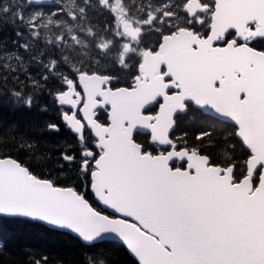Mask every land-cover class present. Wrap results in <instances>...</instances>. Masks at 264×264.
Listing matches in <instances>:
<instances>
[{
  "label": "water",
  "instance_id": "95a60500",
  "mask_svg": "<svg viewBox=\"0 0 264 264\" xmlns=\"http://www.w3.org/2000/svg\"><path fill=\"white\" fill-rule=\"evenodd\" d=\"M254 22L255 37L264 39V0H217L208 38L181 30L164 39L159 53L146 55L141 70L149 80L105 95L88 92L84 112L93 110L97 96H103L99 107L111 108V124L96 132L106 137L105 154L96 164L92 191L117 218L96 211L72 188L38 179L10 157L0 158V216L42 222L86 244L118 241L140 264H264V181L256 187L253 181L264 165V52L233 43L213 47L229 30L244 35ZM151 61L167 65L164 77L179 83V93L166 94L171 83L148 70ZM103 79L90 77L91 88ZM157 99L163 100L158 112L144 114ZM187 102L238 126L252 153L240 182L235 166L223 174L206 156L187 149L151 155L134 140L143 132L151 143L171 146L175 118ZM175 160H187V168L173 169Z\"/></svg>",
  "mask_w": 264,
  "mask_h": 264
},
{
  "label": "trees",
  "instance_id": "16d2710c",
  "mask_svg": "<svg viewBox=\"0 0 264 264\" xmlns=\"http://www.w3.org/2000/svg\"><path fill=\"white\" fill-rule=\"evenodd\" d=\"M18 5L28 8L25 0H0V48L5 49H0V157H13L38 177L75 188L97 207L89 178L81 180L77 170H70L64 162L62 155L70 145L67 138L49 127L55 112L50 89L55 85L49 87L52 77L46 89L42 85L46 81L43 75H53L48 67L58 59L55 41L38 38L30 42ZM254 45L264 49V41ZM59 72L64 74L62 69ZM176 122L172 137L180 148L208 155L216 165L235 164L237 176L244 173L249 151L237 138L235 126L194 106L178 115ZM136 140L157 152L147 136L137 135ZM0 264L138 263L118 242L88 245L40 222L0 216Z\"/></svg>",
  "mask_w": 264,
  "mask_h": 264
},
{
  "label": "rangeland",
  "instance_id": "374dc122",
  "mask_svg": "<svg viewBox=\"0 0 264 264\" xmlns=\"http://www.w3.org/2000/svg\"><path fill=\"white\" fill-rule=\"evenodd\" d=\"M168 2L172 1L65 0L64 3L70 5L67 16L54 8L45 9L47 7L26 9L18 5L17 12L29 30L30 42L41 38L51 43L57 36L56 32H60L58 39L63 40L58 44L60 52L55 65L72 60L77 64L105 69L110 65L129 63L133 56H139L144 47L156 40V34H151L152 28L147 26V17L135 18L126 11L147 7V14H150L161 10ZM71 13L76 15V22L70 21ZM183 22L187 24V20ZM54 64L48 67L50 71L56 70ZM43 71L41 69L42 75ZM42 87L46 89V82Z\"/></svg>",
  "mask_w": 264,
  "mask_h": 264
},
{
  "label": "flooded vegetation",
  "instance_id": "af4514ba",
  "mask_svg": "<svg viewBox=\"0 0 264 264\" xmlns=\"http://www.w3.org/2000/svg\"><path fill=\"white\" fill-rule=\"evenodd\" d=\"M124 1V0H122ZM172 2H168V4L163 5L162 9L160 10L159 14H162V18L160 19V22L163 26V24H166L167 29H162V31L156 30L154 27H152V23H154L155 20L152 21V23H149V26L152 28L151 34H156V40L152 41L151 43L148 44V49L151 50L152 52H156L159 49V46L163 40V37L165 35L173 34L174 32L178 31L180 28L184 27L185 28V19L187 20V25L191 30H193L195 33L198 34H207L208 33V28L212 22L214 10H215V1L214 0H196L198 3L195 4V7L192 6V13L193 16H190L189 13L184 12L185 5L191 1V0H171ZM168 8L170 12L165 13V8ZM149 8L143 7L139 10H133L129 9L126 12L128 14H131V16L135 18H143L147 17V12ZM158 14H151L149 18H154L156 19ZM174 19L173 21H165V19ZM185 18L182 22L181 19ZM73 19V16H72ZM163 23V24H162ZM231 39L236 40V44L240 45L244 43L243 39L239 38L234 35H229ZM228 37V35H227ZM228 39V38H227ZM225 44L226 42L223 41L221 42V45ZM147 49V50H148ZM137 62L140 61V58L136 59ZM141 64L138 63L137 69L132 72V74L128 77V80H131L132 82L125 83L123 85L127 87H133V80H136L138 76L142 77L139 71V66ZM121 67V66H120ZM118 68L116 70V74L110 73L108 71L107 74L109 75H116L117 77V82H121L122 79L125 77V75L128 74V72L123 70L122 68ZM165 69L164 66H160L159 73H164ZM112 88H116V84L111 85ZM106 88V86H104ZM83 88L82 86L76 82L75 85L71 87V98H67V106L66 104L64 105H59L60 109L55 112L53 116V128L55 132L61 133V135L64 136V134L67 133V139L69 142V148L67 151V158L65 157L64 162L66 163V166L70 167V170L72 168L77 170V174H79V178L81 176V180L83 178H89L90 180V185H91V174L95 169V162L99 158V156L102 154L103 150L98 146V141L94 137L92 131H90L87 127L84 130V133L79 135V134H74L73 131L68 127V124L64 121V117L67 115H70L72 113H76L77 117L81 120H83L81 116V107H82V101H83ZM175 90H170L169 92H174ZM109 110V109H108ZM107 110L102 111V115L106 116V120L108 118L107 115ZM61 113V114H60ZM68 118V116H66ZM69 119V118H68ZM103 124H106L103 121ZM64 166V165H63ZM91 191V190H90Z\"/></svg>",
  "mask_w": 264,
  "mask_h": 264
},
{
  "label": "snow or ice",
  "instance_id": "6c2138e0",
  "mask_svg": "<svg viewBox=\"0 0 264 264\" xmlns=\"http://www.w3.org/2000/svg\"><path fill=\"white\" fill-rule=\"evenodd\" d=\"M74 19V17H73ZM45 79H47V77H45ZM249 155H251V153H249ZM247 159V158H246ZM264 165H261L260 167H258L256 170H255V176H254V184L255 185H259L261 184V181H264ZM39 195V194H37ZM0 214H3L2 213V209H0ZM174 251H179V245H174ZM158 264H168L167 260H160L158 262Z\"/></svg>",
  "mask_w": 264,
  "mask_h": 264
},
{
  "label": "bare ground",
  "instance_id": "6f19581e",
  "mask_svg": "<svg viewBox=\"0 0 264 264\" xmlns=\"http://www.w3.org/2000/svg\"><path fill=\"white\" fill-rule=\"evenodd\" d=\"M51 58V57H50Z\"/></svg>",
  "mask_w": 264,
  "mask_h": 264
}]
</instances>
